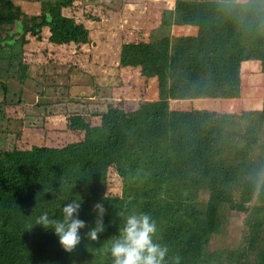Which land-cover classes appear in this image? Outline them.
<instances>
[{"label": "trees", "instance_id": "1", "mask_svg": "<svg viewBox=\"0 0 264 264\" xmlns=\"http://www.w3.org/2000/svg\"><path fill=\"white\" fill-rule=\"evenodd\" d=\"M35 2L28 15L24 1L0 0V25L18 22L21 46L43 30L55 46L90 43L88 27L64 13L74 0ZM153 10L143 40L118 49L122 85L111 96L120 107L93 112L70 96L78 109L44 112L32 128L25 116L4 117L0 101V126L5 118L15 137L0 149V264H111L99 249L121 211L150 213L180 264H264V0H172ZM28 66L20 61L21 83ZM79 196L82 233L98 201L112 220L99 240L83 237L69 253L51 230H27ZM227 216H241L243 228L223 257L209 244Z\"/></svg>", "mask_w": 264, "mask_h": 264}, {"label": "rangeland", "instance_id": "2", "mask_svg": "<svg viewBox=\"0 0 264 264\" xmlns=\"http://www.w3.org/2000/svg\"><path fill=\"white\" fill-rule=\"evenodd\" d=\"M22 1L25 4L21 9L25 14L38 13L39 4L35 0ZM171 2L74 0L64 13L88 27L91 41L87 45H52L47 42V34L43 30L40 42L29 38L28 44L21 46L18 22L0 25V101L6 97L5 107L0 104V110L9 106V112L5 111L4 117L7 114L25 116L32 120L29 124L32 128L38 127L44 112L52 114L78 109V103L69 102L70 96L83 97L80 108L86 105L93 112L98 111V106L100 111L103 110L106 103L111 102L120 107L121 102L111 96L112 90L122 85L117 69L118 49L122 42L143 40V31L153 9L169 8ZM20 61L29 64L24 83L18 78ZM126 103L134 106L136 101L127 99ZM37 104L46 105L39 107ZM2 120L0 149L4 145L10 147L15 139L14 135L6 136L8 125L5 118ZM34 134L31 131L27 140L36 138ZM242 228L241 216H227L221 231L211 238L209 251L224 257L238 245Z\"/></svg>", "mask_w": 264, "mask_h": 264}, {"label": "clouds", "instance_id": "3", "mask_svg": "<svg viewBox=\"0 0 264 264\" xmlns=\"http://www.w3.org/2000/svg\"><path fill=\"white\" fill-rule=\"evenodd\" d=\"M61 206V216L56 218L43 211L35 217L28 227L39 225L44 230H51L58 238V242L65 252L71 253L83 237L86 240L97 241L99 234L106 230L112 220L105 224L106 208L102 202L92 205L91 211L95 214L91 226L86 232L82 229L88 222L80 218L82 199L71 198ZM123 217V223L115 235L107 239L99 251L111 258V264H180L179 256H169V248L158 238L159 227L150 213L144 211L118 213Z\"/></svg>", "mask_w": 264, "mask_h": 264}]
</instances>
